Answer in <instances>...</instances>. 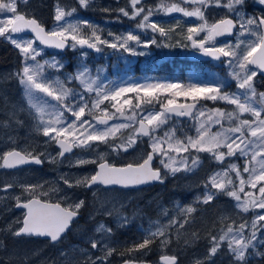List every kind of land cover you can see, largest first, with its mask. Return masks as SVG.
<instances>
[{
	"label": "snow or ice",
	"instance_id": "1",
	"mask_svg": "<svg viewBox=\"0 0 264 264\" xmlns=\"http://www.w3.org/2000/svg\"><path fill=\"white\" fill-rule=\"evenodd\" d=\"M22 2L27 4L28 0H0V37L9 40L22 56L23 67L20 71L14 73V76L19 79L20 85L23 86V95L28 105L29 114H33V119L37 120L36 129L40 131L44 137L48 138L45 143L54 141L59 144L61 151L58 153L59 157H64L65 153L71 152L73 147L91 148L93 142H99L110 145L112 151L120 152L121 150L127 152L132 148L141 138L148 137L150 140L151 151L147 154V158L143 159L142 163L128 164L124 167H115L109 165L107 162L98 164V171L90 177H83L75 180V183L70 182L69 179L61 177L64 184L69 188L84 187L92 189L98 185L105 186L107 191L114 186L121 188H130L143 185L152 181L163 182L161 169H154L151 165L154 157L159 154L161 157V164L164 169H168L172 175L183 171L185 173L194 172L201 164L199 158L200 153H210L212 158L223 164L226 158H232L237 152L243 157L251 155V161H255L259 165L260 175H255L256 167H250L246 164L243 168L245 173H249V180L245 181L238 166L230 164L227 169L217 171L211 174L206 181H204V196L201 200L197 197V202L208 204L213 201L217 193H225L236 200V208L242 212H248L249 207L264 209V186L259 187V200L252 199L251 201H241L240 195L237 191H228V187L235 188V181L230 176V172L235 171L236 177L240 178V192L244 191L243 185L250 183L252 188H256L258 183L264 181V92L257 93L254 86V77L257 76L258 70H264V34H260V29L264 27V16L248 17L246 12L238 11V7H242L245 0H228L227 4H222L221 0H215L217 6L227 8L228 12L235 17L233 19H221L211 26L207 25L205 21L199 27H189L187 29V40L191 41L192 47L199 49L203 54L211 56L214 59L221 57L227 58L228 67L230 69V76L236 81L237 91L235 93L224 92L225 85L219 81L210 84L189 83L188 85H181L175 83H144L143 85L135 84L132 86H117L114 82L102 80L99 75H92L90 70L83 64L75 74L67 76L66 80L62 81L58 77L56 79H49L45 75V67L55 68L60 70L63 65L55 58L51 61L40 63L37 57L40 56V51L36 48L35 43L39 41L40 44L53 46L58 49H64L69 46L72 49L84 48L101 51V45H107L113 49H123L126 52H134L130 42L134 41L140 44V38L137 35L129 32L126 36L115 37L114 42H109L98 34V29L87 21H77L72 23L67 20V17L72 16L76 12V8L65 11L59 4L55 10L54 20L56 22L55 28L52 31H47L35 18H27L24 14H19L17 10V3ZM94 0H78V4L82 8L91 6ZM208 0H180V3H191L199 5L194 11H187L180 7L179 4L173 3L170 6L161 3L155 11H164L166 13L182 12L184 16H196L204 20V13L201 7L207 6ZM132 7L131 15L127 8H120L118 11L123 16L130 19H137L142 17L140 23L137 25L140 29L151 28L154 32L159 31L161 36L167 35L164 28L159 27L156 23H150V17L153 15L152 8L143 7V0H130ZM258 4L264 6V0H258ZM104 11H109L105 8ZM6 17V18H3ZM247 17V18H246ZM243 29L249 35L255 36L256 40L249 41L246 45L239 41L235 48L231 45L225 47H209L208 42L215 41L217 37L225 34L236 35L235 29L237 27ZM91 29L90 35L84 34V28ZM25 30H30L34 33L33 39L21 40L14 38L13 34H19ZM206 32L203 40L196 37L200 33ZM111 35V34H110ZM153 39L144 44L148 47L149 44H155ZM246 48L241 56L240 49ZM230 49V50H226ZM141 55L143 53H140ZM82 55L86 52L82 51ZM255 65L254 70L252 66ZM238 67V71H237ZM78 82V86L82 91L77 92L74 88L66 86L67 83ZM143 91L144 97L137 96L139 103L132 105L130 99H125L120 103V98L126 93ZM43 93L44 95H39ZM95 94V98L91 99V94ZM190 97L193 101L191 104H178L177 97ZM51 97L55 103H52L47 98ZM166 100V102H165ZM201 100L211 101H225L228 104L234 105L235 109L230 112H225L222 109L208 110L207 118L205 117V110H200L197 116L196 110L200 108ZM112 103V108L115 112H109L107 107H103L105 102ZM154 103H159L161 110L156 112L151 106ZM90 105V106H89ZM125 106L131 109V115L125 114ZM15 107V106H13ZM78 109V110H77ZM24 109L21 108L20 111ZM139 110V111H137ZM96 112H101V115L96 116ZM66 113H71L75 117L68 123ZM119 114L124 118L123 123H116L115 117ZM243 114H250L252 120L241 119ZM86 115L95 116L93 121L84 119ZM10 118H15V112H9ZM45 116L50 119L45 120ZM176 117H192L195 123L193 127L196 130V137L188 136L185 139H177L175 129L164 133L163 137L155 135V133L165 127L168 122ZM227 120L230 124L236 123L235 127L224 128L223 121ZM109 121H113L109 125ZM138 121V126L137 125ZM17 125H22L23 121L16 120ZM219 125L221 130L212 132V125ZM9 121L0 122V127L9 128ZM103 126V128H101ZM133 128L126 140L121 138L120 143H115L118 137H122L123 131ZM251 137L246 139L245 135ZM64 136V139L59 137ZM71 136L70 143L66 142L67 137ZM11 140L12 138L9 137ZM167 145V148L164 145ZM259 147L261 153H257L255 149ZM226 148L224 152L221 149ZM192 150L197 153L196 156H191ZM185 153V155L177 160L170 153ZM26 153V154H25ZM45 153H35V149L27 151L26 149L18 151L13 149L4 152L2 155L3 164L0 167L13 169L20 165L27 163L42 164V157ZM167 157L166 163L163 159ZM101 159L103 156L100 157ZM56 158H52L55 161ZM189 160L191 161L189 163ZM95 160H78V164L96 163ZM179 164V167L174 166ZM209 184L211 187H209ZM14 187L13 184L8 183L0 188L2 192H8ZM42 185H21L22 193L31 195ZM212 189H216L213 192ZM59 191V190H57ZM47 195V193H44ZM95 195V194H94ZM246 195H248L246 193ZM16 200V207L26 209V214L23 217L22 226L13 231V225L9 224L6 231L11 232L14 237L22 235L48 237L51 242H58L62 236L71 227L74 219L79 215L80 210L85 207L86 201L81 199L73 203L69 207H62L60 203L51 204L42 202L40 199L32 198L23 200L22 196L14 197ZM109 201H101L97 212L105 216L115 215L117 221H122L123 226L128 222V217L120 214V209L115 205L111 208L107 207ZM121 208L123 205L120 206ZM180 208L179 204L176 206ZM196 211L191 205L180 208V213L183 214V222L174 217L169 220L167 224H159V221L153 222L149 229L145 230L143 242L135 245L136 250H145L157 238L160 239L162 246L170 243L169 229L179 224V229H183L185 224L189 223V217ZM162 215L167 216L168 210L164 209ZM90 218H92L90 216ZM229 217L222 216L220 218L221 224ZM264 215H257L251 221V232L249 236L244 235L245 229L249 227L248 222L241 223L238 227L229 224L226 229L221 227L219 235H212L209 233L210 248L208 257L214 256L221 250L223 244H227V250L233 257V264H248L249 249H255L254 243L258 237L257 232L264 229ZM14 223H20L16 221ZM155 230H152V227ZM94 232L96 234L110 235L112 229L103 222L99 223ZM195 238H199L198 234L193 233ZM91 248L94 250L103 251V239L97 240L89 238ZM264 244V241H261ZM113 249L109 248L101 257L92 258L91 254H86L87 258L82 264H106L108 257L113 254ZM86 250H82L85 254ZM255 255L264 257V252L256 251ZM62 256L67 257V252H62ZM161 260L164 264H178L176 256H162ZM129 264V262H125ZM195 264H205L204 260H197Z\"/></svg>",
	"mask_w": 264,
	"mask_h": 264
},
{
	"label": "rangeland",
	"instance_id": "2",
	"mask_svg": "<svg viewBox=\"0 0 264 264\" xmlns=\"http://www.w3.org/2000/svg\"><path fill=\"white\" fill-rule=\"evenodd\" d=\"M52 1V7H53V15L52 19L49 21L47 28L48 31H52L55 28V10L57 5L59 4L60 7L64 8L65 11H69L72 8H76V12L70 16L67 17V20H69L72 23H76L77 21L83 22L87 21L91 23L93 26H95L98 29V34L102 36L103 39L111 42H114V38L119 36L123 37L126 36L129 32H131L134 35H137L140 38L141 43L136 44L134 41L130 42L132 48L134 49V52L136 54H133L132 52H126L123 49H113L111 47H108L107 45H101V51L95 52L91 55L88 54L87 51L81 50L79 48L72 49L69 47V52L71 54V57L66 56L65 52L61 53H47L45 49H43L39 44L35 43L36 48L40 51V56L37 57V60L40 63H44L45 61H51L53 58L57 60L60 64L63 65V68L60 70H57L55 68L51 67H45V75L48 76L49 79H56L57 77L64 81L66 80L67 76L75 74L77 70L80 68V66L83 64L86 66L92 75H97L99 70V75L102 80L111 81L114 82L117 86H132L135 84L143 85L144 83H175V84H181V85H188V82H174L172 80H168L166 78L163 79H157L156 76H153L151 74H147L148 71H144L145 63H148L149 57H173V56H185L186 58L189 57V52L192 51V48L190 46L189 40H187V29L189 27H199L201 24H204L205 21L207 22L208 26H211L215 21H218L226 16H231L235 19V17L228 12L227 8L217 6L215 0H208L207 6L201 7V11L204 13V20H201L200 18L196 16H184L182 12H174V13H166L164 11H155L156 7L160 5L161 3H164L167 6H170L173 3L179 4L180 7L184 8L187 11H194L196 7H199V5H193L191 3H180V0H143V7L145 8H152L154 10L153 15L150 17L149 22L150 23H156L159 27H162L167 32V35L161 36L159 31L154 32L151 28L147 29H140L137 27V25L140 23V20L142 17L137 19H130L129 17L123 16L122 13H119L120 8H127L129 11V14L131 15L132 7L130 4V0H94V2L91 4V6L87 8H82L78 4V0H51ZM222 4H227L228 0H221ZM107 8L109 11H104V9ZM17 10L19 14H24L26 17H35L40 20L42 24L43 20H41L42 15L40 14V4L38 3V0H28L27 4L18 2L17 3ZM238 11L246 12L248 17H259L260 15L258 13H262V16L264 15V6L258 4V0H245L242 7L237 8ZM98 12V14H97ZM97 14V15H96ZM6 18V17H3ZM247 18V17H246ZM84 34L90 35L91 29L85 27L84 28ZM111 34V35H110ZM260 34H262V30L260 29ZM205 35H207L206 32L200 33L196 38L199 40H203ZM14 38H18L21 40L25 39H33L30 36H17L14 35ZM237 36H239V41L243 42L245 45L252 40H256L255 36L249 35L248 33L244 32L242 28L239 27L236 31V35H234L230 39H222V40H216L208 42L209 47H225L226 45H231L233 48H235L236 44L238 43ZM153 39L156 40L155 44H149L148 47H144V44L152 41ZM0 40L3 42L8 43L9 46L17 49L15 45H13L9 40L0 37ZM71 44V41H69ZM19 51V49H17ZM230 50V49H226ZM246 48L240 49L241 56L243 55V52L246 51ZM82 51L86 52V55H82ZM20 53V52H19ZM140 53H143L142 55ZM21 55V54H20ZM91 57L88 61L87 58ZM22 56L20 60V64L18 66L14 65H0V114L2 115L0 117V122L2 121H9L10 127L9 128H3L0 127V164H2V155L4 152L10 151L12 148H21L23 150L32 151L35 149V153H46L45 156H48V161H51V163L56 162L57 170L56 173L51 175L48 178L40 179L38 178L36 181L31 180L28 176V171L19 172L18 174H12V173H4L0 172V188L3 187V185L11 183L14 185L12 189H10L8 192H2L0 191V207H2L4 210L10 212L14 206V202L16 201L14 197L16 196H22V198L27 193H22L21 185H42V187H38L36 189L37 191H45L48 189L47 184H50L51 188L53 189H59L66 190L69 189V187L64 184L61 177H65L70 180V182L75 183L76 179L87 177L92 172V168H87L86 166L91 163L87 164H78V160H95L97 162L101 161L103 158H111L113 159L115 156L119 157H126L131 158L128 159L129 161H135L136 159H140L142 157H145L147 152L143 151L141 147L136 151V153H132V149L127 152L121 150L120 152H114L112 151V148L110 145H106L99 142H93V146L91 148H80L75 147L76 150L71 154V156H66L64 158H59L58 153L60 150L54 146V141H49L48 143H45V141L48 139L43 136L42 129L40 131H37L36 124L37 120L33 119V114H29L28 111V105L26 102V99L23 95L24 89L23 86L20 85L19 79L14 76V73L20 71L23 67L22 64ZM189 60V58H188ZM191 62V61H190ZM71 64L70 70H66L65 66L68 64ZM202 63V65H201ZM138 66L141 70V72L134 73V68ZM200 70L203 71V74H205V81H199L194 82L192 79L191 83H197V84H210L215 83L217 81L223 83L226 87H224V92L229 93H235L237 91L236 87V81L230 76V69L228 67L227 58L224 57V60L221 62H214V61H200ZM255 70V68H253ZM237 67V71H238ZM189 73H192L189 71ZM201 77L200 74L197 75V77ZM262 75L257 74L256 77H254V86L256 88L257 93L264 92V80L261 78ZM192 78V77H190ZM232 82V83H231ZM67 87L74 88L77 92L82 91V89L78 86V82L75 83H67ZM39 95L43 96V93H40ZM137 96L143 98L144 92L141 91L139 93L132 92V93H126L124 96L120 98V103L122 104L125 99H130L132 101V105L134 106L136 103H139L140 101L137 100ZM91 99L95 98V94H91ZM52 103H55V101L52 100L51 97L47 98ZM191 100L190 97H177L176 100ZM166 102V100H165ZM189 102V101H187ZM116 103L115 101H112L111 103L105 102L103 107H107L109 112H115L116 109L112 108L111 104ZM15 106V107H13ZM90 106V105H89ZM23 108V111H20V109ZM151 108H154L156 112H159L161 110L159 103H154ZM213 109H222L225 112H230L235 109L234 105L228 104L225 101H211V100H201L200 108L196 110L197 116L199 114L200 110H205L206 115L205 117H202L200 119H206L207 118V112L208 110ZM78 110V109H77ZM139 111V110H137ZM9 112H15L16 116L15 118H10L8 116ZM101 112H96L95 115H101ZM125 114L131 115V109L129 106H125ZM66 116L68 117V123H70L72 120L75 119V117L71 116V113H66ZM95 116L93 115H86L84 119H88L90 121H93ZM50 119V117L45 116V120ZM241 119H247L252 120L253 118L250 116V114H243L241 116ZM16 120L23 121L22 125H17L15 122ZM116 123H123L124 118L120 117L117 113L115 117ZM113 121L109 123L111 125ZM195 121L192 117L186 120H182V122H178L177 120H173V118L168 122V124L163 127L162 129L158 130L155 135L163 137L164 133L175 129L176 131V138L177 139H185L188 136L196 137L197 133L195 128L193 127V124ZM223 127L224 128H230L235 127L236 123L230 124L227 120L223 121ZM103 128V126H101ZM133 128L126 129L123 131L122 137H118L115 140V143H120L121 138L126 140L129 136V134L133 131ZM221 128L219 125L213 124L211 127V131L217 132L220 131ZM9 137L12 139L10 140ZM64 138V136H61ZM246 139H251L247 135H245ZM72 137H67V141L71 142ZM147 147L149 150H151L150 147V140L148 138L147 140ZM165 148H167V145H164ZM222 151L226 152V148H222ZM257 153H261V149L257 147L255 149ZM173 157H176L177 160H179L181 157L188 155L185 153H170ZM159 156V154H157ZM197 153L195 150H192L191 156H196ZM251 155L252 153H249L248 156L243 157L239 154V152L236 153L235 160L231 162L230 158H226V160L223 162V164H218L214 167L212 171H208L209 164L207 162L206 157H210V161L216 162L214 158H212L210 153H200L199 158L201 160L200 166L192 173H185L183 171L177 172L175 175H172L168 169H164V171L167 172L169 176H179L181 182L186 185H196L201 184L198 180L200 178H203L204 181L208 179V177L217 171H223L224 169H227L230 164H235L238 166V170L241 173L242 178L245 181L249 180V173H245L243 171L244 166L249 164L250 167H256L257 172L255 175H260L259 172V165L255 161H251ZM264 155V153H262ZM103 156L101 159L100 157ZM56 158L55 161L52 160V158ZM165 162H168L167 157L163 158ZM161 160V157L159 156V161ZM239 160V161H238ZM96 162V163H97ZM191 161L189 160V163ZM58 163V165H57ZM96 163H93L94 166ZM160 165L161 162H160ZM204 165V166H203ZM206 165V166H205ZM163 166V165H162ZM174 166L179 167L180 165L177 163ZM203 166V167H202ZM224 166V167H222ZM87 168V169H85ZM54 170V171H55ZM231 178L235 181V191L240 195L241 201H251L252 199L259 200L260 193H259V187L264 186V181H261L258 183L256 188H252L250 183H245L243 185L244 191L240 192L239 189L241 187L240 185V178L236 177L235 171L230 172ZM204 184V183H203ZM210 185V184H209ZM17 187V188H16ZM211 187V185H210ZM216 189H212L214 191ZM187 191L192 192L190 194V197H188L189 201H194V191L190 188H187ZM246 193L248 195H246ZM119 196L113 195L109 196L107 198L102 197V195H96V203L98 207L101 201H109L107 204L108 208H111L113 205H116L119 203L120 199ZM130 199V195L124 194V200ZM203 198H201L202 200ZM236 200L232 198L228 204H224L225 211L223 216L229 217L227 220L221 224L220 220L218 222L212 223L211 220L207 221L206 219H202L203 215L202 213L197 214H191V216L188 218L189 223L185 224L183 229H180L179 232H177V229H179V224H177L175 227L169 229V240L170 243L166 246H162L160 243V239L157 238L156 247L154 249L155 255L157 252L166 253V256H176L184 255V244L191 245L198 241L197 238L193 236V233L198 234V237L200 234H203L204 236L208 237L209 233H212L211 227H217V230L220 232L221 227H226L229 224H233L234 227H238L241 223L248 222L249 227L245 229L244 235L247 237L250 235L251 232V221L257 217V215H264V209L260 208H253L249 207L248 212H242L240 209L236 208ZM129 214L123 211V216L128 217V222L123 225V228H129L130 229V222L132 219V213L135 209L134 207H131V205H123ZM180 208H182V205L179 204ZM191 206L194 208L196 207L195 204H191ZM180 208H172L169 210L168 208H165L168 210V215L164 216L162 215V212L160 210H156V215L147 218V220H141L140 222L142 224H134L136 225V228L134 225L131 226L132 229H138L139 234L144 233L146 234L145 230L149 229L150 225L153 224L155 221H159V224H167L170 219L177 217L180 219L181 223L183 222V214L180 213ZM97 208L93 207L91 210V213H95ZM132 213V215H131ZM176 215V216H175ZM247 216V217H245ZM20 218V212L15 211L12 212L8 217V224L13 225L12 230H16L19 226V223H14L16 221H19ZM205 218V217H204ZM146 221V222H145ZM102 221H98V224ZM210 222L212 225H210ZM117 223H121L117 221ZM259 223H264V221H260ZM7 226L4 227V229H7ZM95 228V227H94ZM152 230H155V227H152ZM217 230L214 232L217 233ZM260 232V231H259ZM257 232V234L259 233ZM261 232L264 233V229L261 230ZM220 234V233H219ZM74 237L81 238V233H78V230H75L73 233ZM91 238L101 240L103 239L104 243L102 245L105 248L110 247L111 239L110 235H95L92 234L90 236ZM89 237V238H90ZM85 238V237H84ZM89 238H85L86 241H89ZM63 242H60L56 248L50 249L53 247L51 245L50 247L44 246L43 248H48V252H44L43 262L40 261V258L37 256L42 248L37 247L33 248L30 247L29 249H25L22 251V254L17 253L16 256H10L9 258L11 261L8 260V264H22L23 262H26L27 258H33V263L39 259V264H82V262L87 258L86 254H91L92 258H96L98 256L97 252L92 249L91 247H86L84 244L78 242V241H70L66 240ZM123 242V241H122ZM121 242V243H122ZM256 248H259L258 243L259 240L257 239L255 242ZM91 245V243H90ZM122 245V244H121ZM169 247L174 250L170 254L168 253ZM193 248L188 247V249ZM255 248V249H256ZM167 249V250H165ZM82 250H86L85 254H82ZM164 250V251H163ZM223 251L224 253H219L220 251ZM220 251L217 252V258L220 262L225 261L228 254L227 250V244H223ZM91 251V252H90ZM204 252L200 253V250L198 252H189L187 251L190 256L188 257V264H195V261L197 260H204L205 262H212L213 264L217 263L218 261L215 259V256L208 257V251L203 250ZM62 252H67V257L62 256ZM159 253V254H160ZM163 253L162 255H164ZM5 253L3 254V256ZM129 253L119 252L116 257L117 259L124 260L128 256ZM130 255L135 256L133 252H130ZM157 258V257H156ZM47 260V261H46ZM115 260L114 258H109L106 261V264H114ZM164 263V262H162ZM3 264V263H0ZM156 264H160L158 262V258L156 261Z\"/></svg>",
	"mask_w": 264,
	"mask_h": 264
},
{
	"label": "flooded vegetation",
	"instance_id": "3",
	"mask_svg": "<svg viewBox=\"0 0 264 264\" xmlns=\"http://www.w3.org/2000/svg\"><path fill=\"white\" fill-rule=\"evenodd\" d=\"M120 1L121 0H119V2ZM258 14L262 16V13H258ZM69 47H70V44L65 50H59V49L54 48V49L45 50V51L47 53H53V52L61 53V52L69 51ZM83 50L87 51L89 55L96 52L94 49L92 50L83 49ZM90 58L91 57H88L87 61ZM199 64H200V61L190 62L188 58H186L184 55L183 56H173L169 58L153 56V57L148 58V63L147 62L145 63L144 71L145 72L148 71L147 74L156 76L157 79L166 78L174 82H182L183 80L187 78V70H191L192 74L198 73V71L200 70ZM138 70H141V69L138 66H136L134 68V73L141 72ZM261 78H263L264 80V77H261ZM187 101H191V100H187ZM187 101L178 99L177 103L183 104V103H186ZM200 105H201V101H200ZM174 119L177 120L178 122L180 121L182 122L183 120L181 117H176V116H173V120ZM110 122L111 121H109V123ZM136 126H138V121H137ZM59 138L64 139L63 137H59ZM147 140H148V137L141 138L135 145H133L132 148H129V150L132 149V153H136L139 147H141L143 151L147 152L146 154H148L151 150H149L147 147L148 146ZM54 146L57 148V150L59 149L61 151L57 143L54 142ZM13 149H16L22 152L24 151L23 149L16 148V147L10 149V151ZM74 150H76L75 147H74ZM74 150L73 152H75ZM72 153L65 154L64 157L71 156ZM145 158H147V155L140 159H136L135 161H129L128 159H131V158H126L125 156L123 158L119 156H115L113 159L103 158L101 161L97 162L95 166L93 163L88 164L86 166L87 168H92V172L89 175H87V177H90L91 175L95 174L96 171H98L97 167L99 163L107 162L111 166H125L130 163L131 164L142 163L143 159ZM206 159L209 164V167L205 165L208 168V171H212L215 166L220 164L218 161L216 162L210 161V157L208 156L206 157ZM230 159H231V162H233L235 160V157H232ZM42 160H43L42 164L27 163V164H24L20 167L13 168V169L0 167V172H4L7 174L8 173L18 174L19 172L28 171L29 178H31V180H34V181H36L38 178L40 179L48 178L57 172V170H55L57 168L56 162L51 163V161H48V156H43ZM2 164H3V161H2ZM151 166L154 169L156 168L161 169L162 176H163L162 183L160 181H152V182H149L147 185H142L139 187L138 186L130 187V188H121L120 186H114L113 188H110L107 191L105 190V186L103 185H98L97 187H94L90 190L84 187H72V188H69L66 190L63 189L60 191L59 189L51 188L50 184H47V187H48L47 190L37 191V192L35 191L31 195L29 194L28 196L25 195L22 198L23 200L37 198V199H40L42 202H47L51 204L60 203L61 206L65 208L69 207L75 202H78L81 199L86 201L85 207H83L80 210L79 215L74 219L73 223L71 224V227L67 230V232L62 236V238L58 242H51L49 238L39 237V236L22 235L19 237H14L11 234V232H8L4 229V227H6L9 222L8 217L12 212H15V211L20 212V218H19L20 223L18 226L19 228L22 226L23 217L26 214L27 210L23 208H17L15 206L16 201H11L12 203L14 202V206H12L13 209L10 212L0 207V263L8 264L7 263L8 260L11 261V259L9 258L10 256H16L17 253L22 254V251H24L25 249H29L30 247L42 248L37 256L40 258V261L43 262V257H45L44 252H48V248H43L44 246L50 247L51 245H53V247L50 248V249H53V248H56V246L60 242L65 243L64 241L66 240H69V242L78 241L84 244L86 247H91L90 243L86 241L85 238H89L92 234H95L97 236L101 235V234H96L94 232V229H95L94 227L98 225V221H102L104 224H106L109 228L112 229V232L110 234V239L112 241H111L109 248L113 249L114 251H113V254L109 258H114L115 260L114 264H121L124 261L156 264L157 258L160 264H164L161 262V257L166 256V253L163 252L165 254L162 255L163 253L157 252V254L155 255L154 249L151 247H148L145 250H140L137 252L133 251V254L135 256H132L129 253L128 255L129 257H126L124 260L117 259L116 255L119 252H121V246H122L121 242L123 240L134 239L136 235L128 233L127 230L129 228H123V226H121V224H123L122 221L121 223L118 224L117 218L115 215L105 216L100 212H95L92 214L91 210L93 209V207L99 208L96 203V195H102V197L104 198H107L113 195L119 196L120 201L115 206L118 209H120L121 215H123V211L129 214V212L124 206L122 208L120 207L121 205H131V207H134L135 209L132 212L134 216L131 213L132 219H131L129 227H131L134 224L136 225L142 224L140 222L141 220H147V218H151L155 216L156 210H160L161 212H163L165 208H168L169 210H171L172 208H176L177 204H181L183 208V207L191 205L192 203L196 205V207H194L196 211L193 214L202 213L203 215L202 219L207 218L206 220L207 221L211 220L212 223L218 222L224 214L225 206H226L224 204H228L233 197H230L225 193L218 192L214 200L209 202L206 205L203 203L197 202V197L203 198L204 196L205 189H204V184H203L204 182L203 178H200L198 180V182L199 183L201 182V184H196V185L183 184L179 176H169L167 172L164 171L163 166L160 165L158 155L154 157V160ZM187 188H190L194 191V199L196 198L194 201L188 200V197H190V194L192 192L190 191L188 192ZM233 190H235V188H233L232 186L228 187V191H233ZM216 191L217 190H214L213 192H216ZM44 193H47V195H44ZM124 194L130 195V199L123 201ZM98 204L100 203L98 202ZM179 215H182V214H179ZM90 216L92 218H90ZM211 222H210V225H212ZM136 225H134L135 228H136ZM75 230H78V233H81V238L74 237L73 233ZM215 230H217V227H211V231H212L211 234L219 235L220 232L217 230V233H216L214 232ZM13 231H15V229ZM139 236L144 239L145 235L144 233H141L139 234ZM257 237L259 240V243H258L259 248L248 250L249 251L248 264H264V257L254 254L256 251L264 252V244L261 243V241H264V233L260 231L257 234ZM209 239H210V236L206 237L203 234H200L198 241L195 242L194 244H191L188 246L184 244V248H183L184 255L178 254V257H177L178 264H188V257L190 256V254H188L187 251L198 252L200 250V253L204 252L203 250L209 251V248H210ZM191 246L193 248L188 249V247H191ZM107 250L108 248H105L103 246V251H100V250L93 251L92 250V252L91 251L90 252L91 253L97 252L96 256L101 257L104 255V252H106ZM173 251L174 250H172L169 247L168 253L170 254ZM4 253L5 255L3 256ZM219 253H224V252L221 250ZM217 255L218 254H216L215 259L218 262L215 264H233V257L231 256L230 253L228 254L225 253L227 258L225 261H222V262L218 260ZM22 264H39V259H37L33 263V258H27L26 262H23ZM205 264H213V263L205 262Z\"/></svg>",
	"mask_w": 264,
	"mask_h": 264
},
{
	"label": "trees",
	"instance_id": "4",
	"mask_svg": "<svg viewBox=\"0 0 264 264\" xmlns=\"http://www.w3.org/2000/svg\"><path fill=\"white\" fill-rule=\"evenodd\" d=\"M58 1H61V0H58ZM38 3L40 4V10H41L40 14L42 15L41 20H43L44 25L47 27L49 21L52 19V15H53L52 1L51 0H38ZM97 14H98V12H97ZM65 55L68 57L69 56L71 57V54L69 51H66ZM20 60H21V55H20L19 51L15 48L9 46L8 43L0 40V65L2 66V65L8 64L11 66L12 65L18 66L20 64ZM201 65H202V63H201ZM70 67H71V64L69 63L68 65L65 66V69L70 70ZM189 71H191V70H187L188 76L185 79V81L183 80L184 82L191 83L192 79L194 82H199V81L204 82L206 80L205 79L206 75L203 74V71L202 72L198 71V73H196V74L189 73ZM198 74H200L201 77L200 76L197 77ZM190 77H192V78H190ZM1 116L2 115L0 114V117ZM127 232L130 234L136 235V237L134 239L123 240V242H122V246H121L122 252L130 253L133 251H129V250L134 249L135 245L142 243L143 238L139 236V230L138 229H132L130 227V229H128ZM155 240L148 247L155 249L156 244H157ZM137 251H140V250H136V252Z\"/></svg>",
	"mask_w": 264,
	"mask_h": 264
},
{
	"label": "water",
	"instance_id": "5",
	"mask_svg": "<svg viewBox=\"0 0 264 264\" xmlns=\"http://www.w3.org/2000/svg\"><path fill=\"white\" fill-rule=\"evenodd\" d=\"M27 18H34V17H27ZM225 18H228V19H233L232 17H230V16H227V17H225ZM225 18H223V19H225ZM36 19V18H35ZM38 22H39V20L38 19H36ZM221 20V19H220ZM220 20H218V21H220ZM234 20V19H233ZM218 21H216V22H214L213 24H215V23H217ZM234 22H235V20H234ZM40 23V22H39ZM41 24V23H40ZM42 25V24H41ZM45 29H46V27L44 26V25H42ZM236 29H237V27H236ZM236 29H235V31H236ZM47 30V29H46ZM261 30H262V34H264V27H262L261 28ZM15 35H31V36H33L34 37V33H32L30 30H25L24 32H22V33H19V34H15ZM233 35H231V34H225V35H223V36H220V37H217L216 39H215V41L216 40H220V39H223V38H229V37H232ZM37 43H39V41H36ZM40 44V43H39ZM40 45H42L44 48H46V49H48V50H50V49H54V48H56V47H53V46H48V45H43V44H40ZM190 45H191V47H192V44H191V41H190ZM68 46H66V48H67ZM66 48H64V49H59V50H65ZM193 48V47H192ZM56 49H58V48H56ZM84 49H86V50H92V49H88V48H84ZM189 59L190 60H192V61H199V60H215V61H222L223 59H224V57H221L220 59H214L213 57H211V56H207V55H205V54H203L201 51H199V49H197V48H193V50L191 51V52H189ZM253 68H256V66L255 65H253L252 66ZM259 72L264 76V70H259ZM191 103H193V102H186V103H183V104H191ZM182 119H189L190 117H188V116H186V117H181ZM66 142H68V141H66ZM69 143V142H68ZM58 146H59V144H58ZM60 147V146H59ZM73 150H74V147L72 148V151L71 152H67V153H65V154H68V153H72L73 152ZM20 166H22V165H20ZM20 166H18V167H20ZM126 166V165H125ZM115 167H124V166H115ZM17 168V167H16ZM97 169H98V167H97ZM99 170V169H98ZM148 183H146V184H143V185H147ZM139 186H142V185H139ZM138 186V187H139ZM135 187H137V186H135ZM48 238V237H47ZM50 239V238H49ZM125 262L126 261H124V262H122L121 264H125ZM127 262H129V264H150V263H144V262H140V263H138V262H130V261H127ZM161 262H163L162 260H161Z\"/></svg>",
	"mask_w": 264,
	"mask_h": 264
},
{
	"label": "bare ground",
	"instance_id": "6",
	"mask_svg": "<svg viewBox=\"0 0 264 264\" xmlns=\"http://www.w3.org/2000/svg\"><path fill=\"white\" fill-rule=\"evenodd\" d=\"M34 18H35V17H34ZM36 19H37V18H36ZM38 20H39V19H38ZM39 21H40V20H39ZM188 58H189V57H188ZM189 61L193 62V61L190 60V59H189ZM252 68H253V67H252ZM255 69H256V68H255ZM258 72H259V70H258ZM259 74L262 75L260 72H259ZM262 77H264V76L262 75Z\"/></svg>",
	"mask_w": 264,
	"mask_h": 264
}]
</instances>
